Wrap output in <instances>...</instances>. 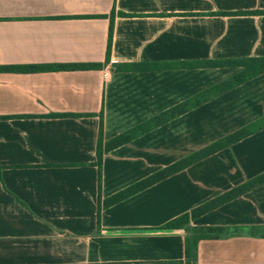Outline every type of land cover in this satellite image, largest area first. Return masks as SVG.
I'll return each instance as SVG.
<instances>
[{
    "label": "crops",
    "instance_id": "0c3cea01",
    "mask_svg": "<svg viewBox=\"0 0 264 264\" xmlns=\"http://www.w3.org/2000/svg\"><path fill=\"white\" fill-rule=\"evenodd\" d=\"M251 58L264 0H0V66L102 64L0 72V264H185V230L164 225L264 174V128L104 203L264 118V72L105 153L99 189L101 114L107 143L243 71L200 64ZM190 225L238 228L201 240L198 264H264L248 230L264 183Z\"/></svg>",
    "mask_w": 264,
    "mask_h": 264
},
{
    "label": "trees",
    "instance_id": "16d2710c",
    "mask_svg": "<svg viewBox=\"0 0 264 264\" xmlns=\"http://www.w3.org/2000/svg\"><path fill=\"white\" fill-rule=\"evenodd\" d=\"M114 11H112L111 15V25L109 30V40L107 47V60L110 58V51L112 45V38L114 32ZM201 66L207 67H224V66H240L243 67V71L226 82L215 85L210 89L206 90L203 93H200L197 97L192 100L186 101L183 104L174 107L159 116L145 122L138 127L124 132L116 137H114L111 141L105 143L103 138V117L101 114V124L99 130V139L97 146V163L96 165L99 168V189H101V177H102V161L104 154L131 141L137 136L148 132L149 130L164 124L168 120L179 116L186 111L194 108L206 100L210 99L212 96H216L221 94L229 89H232L238 85H241L248 80L256 77L257 75L264 72V59H243L237 61H210L200 64ZM102 64L92 63H68V64H36V65H17V66H0V72L2 71H10V72H45V71H61V70H87L94 68H101ZM77 116V115H74ZM5 118V117H0ZM264 128V118L247 125L217 141L212 143L211 145L205 147L204 149L187 156L186 158L166 167L165 169L155 173L154 175L132 185L131 187L109 197L104 205L109 206L115 203L120 202L121 200L131 196L132 194L139 192L154 183L161 181L169 176L187 168L188 166L210 156L213 155L232 144L242 140L243 138L253 134L254 132ZM43 166H52V164L45 162L42 164ZM264 183V174L247 181L246 183L239 185L238 187L231 189L230 191L224 193L223 195L205 203L204 205L198 207L197 209L192 210L190 213H186L181 215L180 217L170 221L166 225H164L165 229H184L186 232V248H185V264H198V244L201 240L204 239H218L223 237L228 231H237L238 228H225V227H192L190 222L192 219L201 216L202 214L209 212L220 205L243 195L248 192L255 186ZM101 200V199H100ZM101 218V209L98 211V222ZM250 233L254 235H260L264 237V226H255L249 227L248 229Z\"/></svg>",
    "mask_w": 264,
    "mask_h": 264
}]
</instances>
